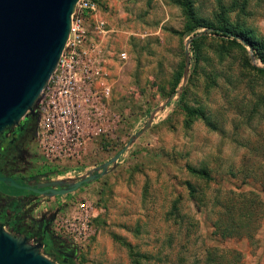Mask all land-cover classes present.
<instances>
[{
	"label": "rangeland",
	"instance_id": "rangeland-1",
	"mask_svg": "<svg viewBox=\"0 0 264 264\" xmlns=\"http://www.w3.org/2000/svg\"><path fill=\"white\" fill-rule=\"evenodd\" d=\"M189 1L206 22L221 16L264 50V0ZM94 3L95 16L85 25L101 47L110 95L78 157L42 166L57 174L78 171V177L50 180L68 184L100 173L94 169L121 154L72 193L41 198L32 215L69 202L52 227L74 246V264H132L122 243L143 256L139 264H214L205 258L220 254L229 263L264 264V75L249 68L263 65L248 46L227 45L219 56V38L204 28L182 36V13L171 0ZM94 20L103 23V34L93 33ZM197 36L205 39L197 58L187 45V76L194 64L196 73L185 101L201 117L187 127L177 96L167 107L164 102L173 74L181 66L183 72L186 41ZM187 166L213 181L190 174ZM0 189L19 193L1 183ZM244 199L250 221H235L239 233L220 238L224 208L235 211ZM83 201L97 213L93 235L78 245L59 226Z\"/></svg>",
	"mask_w": 264,
	"mask_h": 264
},
{
	"label": "water",
	"instance_id": "water-1",
	"mask_svg": "<svg viewBox=\"0 0 264 264\" xmlns=\"http://www.w3.org/2000/svg\"><path fill=\"white\" fill-rule=\"evenodd\" d=\"M77 0H0V132L16 127L26 114H34L40 93L54 71L69 34L70 16ZM184 48L183 79L186 81L188 52ZM249 51L251 48L248 46ZM170 97L164 102V106ZM163 107V106H162ZM115 156L76 182L51 181L42 184L47 196L72 193L97 177L120 156ZM0 181L20 188L8 177ZM66 185V186H65ZM64 188H61L63 187ZM54 187H60L55 190ZM0 264H58L21 235L11 234L0 225Z\"/></svg>",
	"mask_w": 264,
	"mask_h": 264
},
{
	"label": "built area",
	"instance_id": "built-area-1",
	"mask_svg": "<svg viewBox=\"0 0 264 264\" xmlns=\"http://www.w3.org/2000/svg\"><path fill=\"white\" fill-rule=\"evenodd\" d=\"M95 11L92 0H77L64 48L34 108V113L39 116L35 144L42 165L75 160L90 128H95L96 121L104 113L103 102L110 95L104 57L99 44L92 40L91 30L85 25L86 18L94 17ZM92 31L103 34V23L94 20ZM120 57L125 58L124 54ZM77 175L79 172L74 170L62 174L51 171L50 178ZM96 213L86 201L77 202L59 227L74 244L81 245L93 235L91 221Z\"/></svg>",
	"mask_w": 264,
	"mask_h": 264
},
{
	"label": "flooded vegetation",
	"instance_id": "flooded-vegetation-1",
	"mask_svg": "<svg viewBox=\"0 0 264 264\" xmlns=\"http://www.w3.org/2000/svg\"><path fill=\"white\" fill-rule=\"evenodd\" d=\"M38 122L37 113L28 114L19 121L18 126L0 132V177H8L20 186L15 188L19 190L15 195L7 189H0V225L6 231L10 225L25 229V232H8L23 236L30 244L39 245L40 252L51 254L52 259L59 257L67 262L73 260L74 246L56 234L52 225L69 202L52 209L47 208L36 216L32 215L40 199L47 196V193H43L46 187L40 186L51 180V172L42 166L36 150Z\"/></svg>",
	"mask_w": 264,
	"mask_h": 264
},
{
	"label": "trees",
	"instance_id": "trees-1",
	"mask_svg": "<svg viewBox=\"0 0 264 264\" xmlns=\"http://www.w3.org/2000/svg\"><path fill=\"white\" fill-rule=\"evenodd\" d=\"M95 2V0H92ZM171 3L176 5L177 7L180 8L182 17H183V26H182V31L180 32L181 35H189L191 33H194L198 29H206L210 31L211 35H214L219 38V42L221 43L219 45V48L216 49V53L220 56L222 52H225L224 47L227 45L229 47L232 46H238L240 49L244 51V46H249L251 48V55L258 60L263 67L261 68H255L253 66H249V68L256 73H259L261 75H264V54H263V47L260 44V42H257L254 40V38L250 35V33L246 30H240L237 29L233 26H230L227 24L225 19H223L221 16L216 20V22H206L204 19L200 18L193 10L191 3L189 0H171ZM195 34V33H194ZM205 39L204 36H197L193 37L192 39L189 40L188 44V52L190 54H193L197 58V53L199 52V48L202 45V40ZM241 41L243 43V46L240 45L238 42ZM196 73V68L195 64L192 66L191 73L187 76L185 83L182 86L181 91L179 92L178 89L181 85V81L183 79V72H182V66L173 74L172 80H171V86H170V92L169 95H171L169 101L166 103V107L169 106L174 99L175 96H177V107L181 110V112L184 114V125L185 126H190L193 120L196 118L201 117V111L198 108H194L192 106H188L186 103V95H187V84L191 81L192 76ZM28 115V114H26ZM187 171L194 175L198 176L200 178H203L207 181H213V178H211L206 172L204 171H195L194 169L190 167H186ZM9 188H13L10 185L6 183H2ZM85 185V184H83ZM82 185V186H83ZM187 185V188L190 189V187ZM15 189V188H14ZM17 190V189H16ZM192 191V190H190ZM241 206L236 208V210H232L230 207H225L223 210V221H225L223 224H219L217 228H222V232L216 233L220 238H231L236 236L239 233V227L235 226V221H250L249 220V214L248 210L245 208L244 204L249 203L247 200H242L240 202ZM235 215V218H234ZM8 231L11 230H16L17 232H25V229L20 228L19 226L15 225H10L6 227ZM242 231V230H241ZM225 232V233H223ZM248 237V236H247ZM121 242V241H120ZM127 250H128V255L130 257L131 263L132 264H139L138 259L143 257L140 256L139 254L133 253V249L130 245L124 244ZM215 248H210L208 249L209 251L213 250ZM44 254H47L45 252ZM52 256L51 254H48ZM52 261L58 263V264H74L73 260L69 259L67 262L62 261L61 258L59 257H54ZM205 261L208 262H213L214 264H234V263H229L226 262V259L223 258V255L220 254V256L217 257H206ZM195 262V263H194ZM191 264H199L198 261H194ZM204 264V263H203Z\"/></svg>",
	"mask_w": 264,
	"mask_h": 264
},
{
	"label": "crops",
	"instance_id": "crops-1",
	"mask_svg": "<svg viewBox=\"0 0 264 264\" xmlns=\"http://www.w3.org/2000/svg\"><path fill=\"white\" fill-rule=\"evenodd\" d=\"M51 182V181H50ZM84 186V185H83Z\"/></svg>",
	"mask_w": 264,
	"mask_h": 264
}]
</instances>
